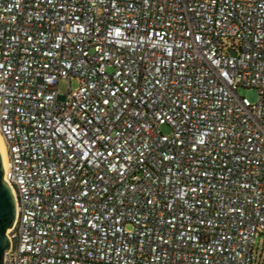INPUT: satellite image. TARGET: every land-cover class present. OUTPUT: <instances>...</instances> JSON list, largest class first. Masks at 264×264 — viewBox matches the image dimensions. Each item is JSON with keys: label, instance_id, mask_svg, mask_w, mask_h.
I'll list each match as a JSON object with an SVG mask.
<instances>
[{"label": "built area", "instance_id": "1", "mask_svg": "<svg viewBox=\"0 0 264 264\" xmlns=\"http://www.w3.org/2000/svg\"><path fill=\"white\" fill-rule=\"evenodd\" d=\"M0 131L4 264H255L264 0H0Z\"/></svg>", "mask_w": 264, "mask_h": 264}, {"label": "water", "instance_id": "2", "mask_svg": "<svg viewBox=\"0 0 264 264\" xmlns=\"http://www.w3.org/2000/svg\"><path fill=\"white\" fill-rule=\"evenodd\" d=\"M17 215L14 192L4 176V163L0 151V264H4L5 252L10 247L8 231Z\"/></svg>", "mask_w": 264, "mask_h": 264}, {"label": "rangeland", "instance_id": "3", "mask_svg": "<svg viewBox=\"0 0 264 264\" xmlns=\"http://www.w3.org/2000/svg\"><path fill=\"white\" fill-rule=\"evenodd\" d=\"M70 84L72 88L79 86V79L73 78L70 82L69 79H60L59 82V91L61 93H66L70 90ZM240 95L247 96L252 102H255L259 99V91L256 88H245L242 87L238 90ZM165 131H168V128H164ZM255 264H264V236H260L256 239L255 243Z\"/></svg>", "mask_w": 264, "mask_h": 264}, {"label": "bare ground", "instance_id": "4", "mask_svg": "<svg viewBox=\"0 0 264 264\" xmlns=\"http://www.w3.org/2000/svg\"><path fill=\"white\" fill-rule=\"evenodd\" d=\"M0 151L2 154L4 167H8L9 165L8 150H7L5 137L1 131H0Z\"/></svg>", "mask_w": 264, "mask_h": 264}]
</instances>
